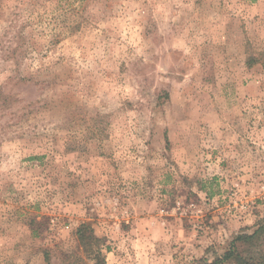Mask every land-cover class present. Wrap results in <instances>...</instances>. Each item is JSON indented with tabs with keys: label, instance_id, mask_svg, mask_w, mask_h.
<instances>
[{
	"label": "rangeland",
	"instance_id": "obj_1",
	"mask_svg": "<svg viewBox=\"0 0 264 264\" xmlns=\"http://www.w3.org/2000/svg\"><path fill=\"white\" fill-rule=\"evenodd\" d=\"M263 217L264 0H0V264H205Z\"/></svg>",
	"mask_w": 264,
	"mask_h": 264
},
{
	"label": "trees",
	"instance_id": "obj_2",
	"mask_svg": "<svg viewBox=\"0 0 264 264\" xmlns=\"http://www.w3.org/2000/svg\"><path fill=\"white\" fill-rule=\"evenodd\" d=\"M79 243L88 256L101 258V239L94 233L89 223H81L75 231ZM264 217L258 222L252 233L235 236L221 254L205 264H264ZM98 262V261H97Z\"/></svg>",
	"mask_w": 264,
	"mask_h": 264
}]
</instances>
